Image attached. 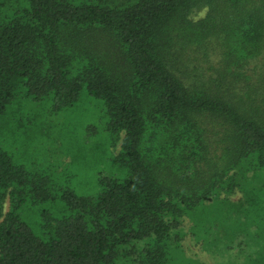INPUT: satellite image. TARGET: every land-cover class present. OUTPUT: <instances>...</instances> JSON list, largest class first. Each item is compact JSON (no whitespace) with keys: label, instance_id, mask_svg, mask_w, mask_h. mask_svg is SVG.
Masks as SVG:
<instances>
[{"label":"trees","instance_id":"1","mask_svg":"<svg viewBox=\"0 0 264 264\" xmlns=\"http://www.w3.org/2000/svg\"><path fill=\"white\" fill-rule=\"evenodd\" d=\"M221 34L218 78L189 81L186 49ZM263 55L264 0H0V115L17 97L56 110L86 92L126 170L82 196L0 147V264H203L188 234L210 254L254 243L264 264ZM27 199L44 206L38 228Z\"/></svg>","mask_w":264,"mask_h":264},{"label":"rangeland","instance_id":"2","mask_svg":"<svg viewBox=\"0 0 264 264\" xmlns=\"http://www.w3.org/2000/svg\"><path fill=\"white\" fill-rule=\"evenodd\" d=\"M208 10V7L195 10L191 18L200 20ZM222 40L223 34L221 37L209 36L203 44L196 43L186 49L189 56L185 57H190L189 81L202 84L205 78L206 86L213 85L209 79L218 78V73L225 66L224 48L220 45ZM255 62L263 66L264 57ZM185 67L183 63L182 68ZM237 91L240 93L239 87ZM107 120L104 103L86 92L72 105L56 110L49 99L35 102L17 97L0 115V147L9 153L17 165H24L36 180L46 175L52 183L68 186L79 195L88 196L97 191L101 175H125L126 170L115 158L121 149V139L116 145L110 141ZM221 197L238 201L242 198V192L236 188L232 194L224 192ZM46 206L52 213L60 209L52 201H48ZM43 207L27 199L21 212L29 224L38 228L37 221ZM10 209L8 197L3 214ZM191 239L188 234L183 243L186 255L203 264H246L251 257L255 258L251 252L257 251L254 243L243 247L235 244L229 251L210 254L204 251L202 244Z\"/></svg>","mask_w":264,"mask_h":264}]
</instances>
